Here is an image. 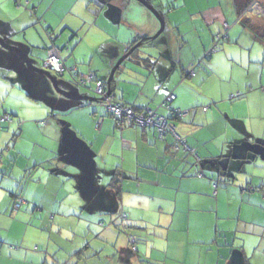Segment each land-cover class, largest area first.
<instances>
[{"label":"crops","instance_id":"obj_1","mask_svg":"<svg viewBox=\"0 0 264 264\" xmlns=\"http://www.w3.org/2000/svg\"><path fill=\"white\" fill-rule=\"evenodd\" d=\"M9 1L12 2V0H0V5H2L3 14L6 18H0V31L2 30L5 34L11 29L10 26H12V35L14 37L17 32L14 30V21L16 20L21 23L20 21L22 20L25 22V17L22 14H18L11 17L10 20H7L6 12L10 13L15 10H13L12 4L8 3ZM256 1L260 9L251 8L252 3ZM155 2L160 3L159 5L163 7V10H169L168 18L165 19L159 13L158 9L156 10L152 7L164 20V29L165 22L171 26L173 32L172 29L170 31L173 38L176 39H174L173 43L166 42L163 45L159 44L160 48L163 49V52L159 50L160 54L150 50L153 55L152 58L149 57L148 59L147 55H145V59L138 60L137 62L154 65L155 62L152 61L156 60V63L164 62V65H167L168 60L164 54L169 53V56H171L169 57L170 60L174 62L173 65H171V68L173 66L174 70L171 73V75H173L171 78L170 74L168 75L167 84L163 86L162 77L152 74L146 75L143 72L141 73L140 70L133 71L131 73L141 78L145 86L142 87L141 90L134 91V98H127L125 95L122 96L121 99L117 95L118 93H116V90H118L120 86V80L115 78L116 83L113 82L112 85L114 90L111 88L112 86L110 87L111 90H113L112 96L115 102L157 109L170 92L176 94L178 91L176 99L173 102V104H175L174 106L172 104V107L190 111L200 107L199 104H201L203 100V98L199 96L201 92L196 94L188 85V88L185 86V79L197 77V73L195 76H190L189 73L191 71L185 73L184 69H182L183 74L180 76L174 65L176 62L181 65L183 56L182 52H178L175 49L190 44V40L186 39L188 37L184 35V32L186 33V29H191V27H185V15L181 13V11L177 13L178 8L183 9L193 25V30L200 32L199 38L201 39V48L198 52L201 53L207 50L208 47L211 48L215 43L217 44V50L222 49L221 56L218 55L215 61H213L214 64L211 65V70L214 73L213 75H217L219 79H221V77L228 72L230 76L232 75L228 78L229 80H232V77L236 78V76H234L235 74L238 75L237 80H239L237 85L225 91L227 82L225 78H222L219 85L221 91L217 94L214 93L213 99L212 96H206L208 100L210 99L213 102L211 108L208 106L209 109L207 111H204V108L202 111L196 110L192 116L189 113L188 116L192 118L191 122H188L186 126L182 124L184 123L182 122L183 120L175 121L179 133L181 134L180 130L184 132V136L181 134L183 140L189 147L195 149L196 155L184 150L176 152L173 148V143L175 141L174 137L167 135L161 138L157 130L153 127L140 128L129 121H126L122 127H118L115 121H113L111 114L108 111H104L100 106H97L93 110L91 116L88 115L87 112V118L90 122V128L88 130H82L84 128L83 125L75 126L72 123L62 124L61 130L57 131V135L60 139L58 143L59 148H53L52 146H47L45 148L33 142L31 145L33 153H36L35 157H27L23 155L22 152L16 153L15 150H11L10 148L9 141L11 134H13L12 138L17 146L25 141L26 137H24V135L28 131V122H25V124L19 122L18 129L20 137L13 132V130L16 129V121L13 120L10 122L11 125L8 126V130L7 127L2 129L0 126V163H5L7 161V157L5 156L9 157V155L13 153L17 154L16 156H12V159H17V161L20 159L26 162L18 169L20 171L24 170L20 176L23 180H26L29 176L32 177L33 175V172L29 173L27 170L31 169L32 171H37L42 165L48 161H52L49 165L52 171L46 173L47 178L43 193L40 196H35L31 193L27 198L30 201L52 199L55 202L60 201L63 206H72V208L87 204L81 192L86 194L89 192L94 197L95 193L104 192L103 187L101 185L90 188L87 186H84V188L80 186L81 191L77 188H67L65 189L67 191L65 197L59 200L60 196L58 193L61 190V182L55 178L65 177L64 172H66V170L62 169L64 166L74 165L79 167V170L83 169L82 167L91 166L93 170H97L96 174L99 176L110 175L106 186L115 192V195L119 199V203H121V210H127L130 213V216L134 219L132 222H135L133 210L137 208H145L160 214L161 230H153L145 235L156 237L155 244L157 240H161L162 244L160 247H163V245L165 247L162 250V256L165 257V261H163L164 264H167V261L171 264H230L232 250L236 247V243L233 241L231 242L229 236L220 234L225 232L219 229L218 224L215 225V220L213 223V219L210 218L213 213L210 214V212L218 207H232L235 202L242 201V196L244 195H248L250 199H261L264 202V181H261V178L258 179L252 176V167L246 169L244 166H238V169L233 170L231 166L234 143L243 141L249 145H253V147L255 145H262L264 147V0H182V3H174L172 6L163 4L159 2V0H155ZM144 3H148L147 0ZM36 12L37 8L33 11L34 15ZM68 15L61 18L59 25L55 27L56 30H53V34L48 33L51 42L55 43L58 38H61L62 41L66 42L67 47H69V36H65L64 33L61 34L62 30L72 33L77 30V26L79 25L76 21L81 22V20H79L80 18L73 19L75 17H72L71 12H68ZM100 18L101 14H99L98 20H100ZM29 19V27L34 26L35 23L33 22L36 21V17L30 16ZM116 20L117 26L120 19L116 18ZM246 20L251 22L252 27L247 26ZM109 21L112 22L113 20L110 19ZM63 24L65 25L62 26ZM225 24L228 25L227 29L225 28ZM138 27L141 28V33H144L141 37L151 38L153 37L152 35L158 31L159 23L156 19L151 17V15H148V24ZM222 34L226 35L224 38L216 41L218 35ZM74 35H77V33H74ZM131 37L134 39L135 34L131 33V36H129L126 41L120 42L121 40H118L117 37L114 39L112 36H109L96 50L98 51L99 49L102 55L106 53L105 61L109 64L110 57L117 59L118 56L120 57L124 52H127L131 44L137 40L134 39L129 41ZM108 38L111 39L108 40ZM151 41L152 39L149 40V42ZM15 43L18 45L20 44V42L16 41ZM21 46L23 47V45ZM237 48H239L238 51ZM168 49H171V51L168 52ZM4 50V47L0 45V55L10 56L14 61L18 60L17 57L15 58V56L9 55V53ZM223 54L229 57L231 63L233 62L229 69L225 67L220 69L219 66H216V63H225V60H223L225 56H223ZM64 60L67 64L65 58ZM147 60L149 62L145 63ZM0 61H4L6 65L3 58H1ZM234 63H236L237 67H234ZM79 64L80 63L75 61L72 64L74 67L69 68H75L80 71ZM199 64L192 68L195 69V72ZM5 65L3 64L2 66ZM13 66L20 68L21 63L17 61ZM40 68H42V66H40ZM97 69L98 72L94 70L84 72L89 73V75L94 76L96 79L105 81L104 77L100 76L103 75V68ZM13 70L15 69L13 68L10 74L13 73ZM109 70L110 68L108 66L107 71ZM81 71L83 72V70ZM154 74H156L155 71ZM173 79H175V81L174 84L171 85ZM2 80L9 85L12 90L18 86L15 80L8 79L7 77H3ZM178 82L181 84L180 86L177 84ZM151 86L153 87L151 88ZM157 86L161 88L159 92L155 95H150L151 90L156 93ZM173 86L174 88L169 91ZM178 86L179 89L175 90ZM190 86L193 87V85ZM162 89L165 90L164 93H161ZM20 91L22 92L21 88ZM196 91H198V89H196ZM29 94L32 95L31 92H29ZM29 94H26L27 97L36 101ZM33 95L36 94L33 93ZM80 95L83 94L80 93ZM203 95L204 93H201V96ZM61 96L62 94L58 93L57 97H53L56 103L49 109L53 117L67 116V114L64 113L82 108L83 105L72 107L71 104L73 102L66 101V99ZM186 96H188V99L185 101L184 98ZM231 99L236 100L230 101ZM227 101L232 104H228ZM96 102H100V98L90 100L89 104H94ZM16 113H13L14 116H17ZM162 114L169 117L168 113ZM43 122L44 121H39L38 123L43 125L45 123ZM92 131L93 134L91 135ZM75 135L80 137H76ZM76 139L87 141L86 143L90 146L88 150V160L85 159V156L82 157V154H84L83 147L80 150H74L73 145L79 142ZM38 149L41 150V153H39ZM78 151L81 152V155H79L80 153ZM249 153L254 155L253 160H257L260 156L259 153ZM61 159L63 162L62 164L60 163ZM92 159L95 162H93ZM209 159H216V161L228 160L227 169L224 170L219 167L220 171L215 168L203 169V171H201L202 168L198 163ZM261 159L263 160V158ZM262 160L259 162L262 163ZM96 161L98 164H96ZM262 165L264 166V161ZM3 166H5V164ZM112 169H114V172H112L113 174H111ZM44 173L39 172L35 175L38 177V182H41ZM0 174H2L0 178L7 175V173ZM200 174L202 175L200 176ZM206 175H209V178L206 177ZM31 177L29 179H31ZM215 181L218 182L217 189L214 188L215 184L213 183H215ZM114 183L116 188L118 187L117 189H120V194H118L115 187L112 186ZM39 186L40 185H38L37 190H39ZM25 188L31 190L30 187ZM23 191H25V189H23ZM210 193H212L213 197L209 195ZM10 195L12 201L15 193H11ZM112 200V197L107 196L104 202L111 203ZM4 201L5 199H1L0 194V204ZM89 202L97 203V198L95 197ZM186 209L190 212H186ZM227 215L230 217L233 214L228 213ZM217 216H220L219 212ZM128 219L127 217V220ZM217 219L219 220V218ZM238 219V221L241 222L243 218L239 217ZM111 222L116 225L114 218L111 219ZM175 222L177 223L175 224ZM239 222L238 224H240ZM64 223L66 224V221H64ZM182 223L187 224L186 230L182 227ZM174 224L175 227L173 228ZM192 225H194L195 233H191ZM109 228L105 229L104 232H99L101 233L98 236L100 238L99 240L102 239L105 243L111 241V233H108ZM223 229L224 231L227 230V228ZM154 232L156 235L153 234ZM169 232L176 233V235L180 237V246L182 250L179 252H173L171 250L173 244L169 247ZM184 233L188 235L186 239L183 238ZM248 233L259 236L260 238L262 237V234H257V232L250 231ZM139 236L141 237V235ZM189 236H192L195 240H191ZM221 240L222 242L220 243ZM245 245L246 243H243L242 247L239 246V248L244 253V257L246 258L245 261H248L251 253ZM114 247V251L119 253V246L116 245ZM84 248V246L80 248L74 246V250H76L75 253L79 254L81 251H85ZM73 253L74 251H70L68 256H71ZM259 257H262L261 253ZM66 259L64 260L65 262L67 261ZM111 260L113 261V259Z\"/></svg>","mask_w":264,"mask_h":264},{"label":"rangeland","instance_id":"obj_2","mask_svg":"<svg viewBox=\"0 0 264 264\" xmlns=\"http://www.w3.org/2000/svg\"><path fill=\"white\" fill-rule=\"evenodd\" d=\"M147 2L154 9H158L159 13L165 19L168 18V9L163 10V7L159 5L160 3H156L155 0H147ZM159 2L172 6L174 3H182V0H159ZM8 3L12 4L13 10H15L10 13L6 12L7 20H10L11 17L18 14H22L25 17V22L21 20V23H19L15 20L14 30L17 32L14 37L12 35L13 27L10 26L11 29H9L7 33L4 34L2 30L0 31V38L8 45L22 49L32 62V65L36 67L42 66L41 64L47 55L46 49L51 43L48 33L53 34V30H56L55 27L59 25L61 18L66 17L68 12H71L72 17H75L73 19L80 18L79 20H81V22L76 21L79 24L76 31L70 33L66 30H62L61 32V34L64 33L65 36H69V47L66 46V42L62 41L61 38H58L55 44L62 50V57L66 59V65L68 67H74L72 64L76 61L80 63V71L78 69L76 70L85 75L89 74L86 73L89 70L97 71V68H103V75L100 76L104 77L106 83L112 75L113 68L126 52L120 55V57L118 56L117 59L110 57V63L108 64L105 61L106 53L102 55L99 49L98 51L96 50L97 47L105 42L109 36H112L114 39L117 37L118 40H121L120 42L126 41L128 37L131 36V33L135 34L134 39L140 38L144 33H141V28L138 26L148 24V15H151V17L156 19L159 23V29L161 28V22L157 15L141 0H12V2L9 1ZM36 8L37 12L34 15L33 11H35ZM179 11H181L186 17H184L186 20L184 26L191 27V29H186V33L184 32V35L188 37L185 38L190 40V44L178 48L179 50L175 49L178 52H182L183 56L181 65H179L178 62L174 65L176 70H178L177 73L181 76L183 74L182 69H184L185 73H188L194 66L200 63L199 66L196 67L197 77L185 79V86L188 85L196 94H199V92L204 93L203 96H201V93L199 94L200 98H203L202 103L199 104L200 107L194 108L190 111L192 116L196 110L202 111L204 107L208 106L211 108L213 102L210 99L208 100L206 96H212L213 99V96L215 95L214 93L217 94L221 91L219 85L222 78H225L227 82L225 85V91L237 85L239 80H237L238 75L236 74L234 75L236 78L232 77L233 79L229 80L228 78L232 75L230 76L228 72L227 74H224L221 79H219L217 75H213L214 73L211 70V65L214 64L213 61H215L216 57L222 53V49L217 50L209 57H206V54L210 49L209 47L207 50L199 53L198 51L201 48V39L199 38L200 32L193 30V25L183 9L178 8L177 13ZM3 13L2 5H0V18L5 16ZM99 14H101L100 20H98ZM30 16L36 17V21L33 22L35 25L32 27H29ZM116 18L120 19L117 26ZM110 19L113 21L110 22ZM64 25L65 24L62 26ZM171 29V26L165 22V29L157 38L152 39L151 42L144 44V46H140L135 53L130 54V56L121 63L120 68L115 71V78L120 80V86L118 87V90H116L119 98L122 99V96L125 95L127 98H134V91L141 90L142 87L145 86L141 78L131 73L133 71L140 70L141 73L143 72L146 75L152 74L162 77V85L165 86L167 84L168 75L170 74L171 78L173 75H171V73L174 71L173 66L171 68V65H173L174 62L170 60L169 57L171 56H169V53L164 54L168 60L167 65H164V62L156 63V60H151L152 62H155L154 65L144 64V62L139 63L137 61L145 59V55H147L148 59L149 57L152 58L153 55L150 50L160 54L159 50L163 52L160 45H163L166 42L173 43L176 38H173L170 31ZM74 33H77V35H74ZM109 39L111 38H108V40ZM134 39L131 37L129 41ZM15 41L20 42V44H16ZM0 45L3 47L1 42ZM21 45H23V47ZM4 49L9 55H13L15 58L17 57V61L18 63H21V67L18 68L13 66L17 61H14L12 57L0 55V59L3 58L6 62L5 65L4 61H0V126L2 129L7 127L8 130V126L11 125L10 122L13 120L16 121V129H14L13 132L20 137L18 129L19 122H22V124H25V122L29 123L28 131L24 135L26 139L22 144L20 143L17 146L12 138L13 134H11L9 141L11 150H15L16 153L22 152V154L27 157H35L36 153H33L31 145L33 142L35 144H40L45 148L47 146L59 148L58 143L60 139L57 135V131L61 130V126H63L62 124L72 123L75 126L83 125L84 128L82 130H88L90 128V122L87 118V112L88 115L91 116L93 110L97 106H100L104 111H107L101 100L100 102L89 104L90 100L70 99L62 95L61 97H64L66 101L73 102L71 104L72 107L83 106L74 111L64 113L67 114V116L53 117L49 109L54 106V103H56V100L53 97H57L59 92L54 87L52 80L46 75L31 69L17 52L5 47ZM238 49L239 48H237V51ZM170 51L171 49H168V52ZM223 56H225L223 58L225 63H216V66H219L220 69L223 67L229 69L233 62H230L227 55L223 54ZM148 62L149 61L147 60L145 63ZM3 64L5 66H2ZM108 66L110 68L109 71H107ZM234 67H237L236 63H234ZM13 68L15 70L10 74V71H12ZM81 70H83V72ZM154 71L156 74H154ZM49 73L58 81V86L61 90H72L73 92H78L79 94L81 93L88 97L100 98L92 91L76 84L72 80L69 70H66L63 75L52 72ZM3 77L15 80L18 86L12 90L10 86L2 80ZM174 81L175 79L172 80L171 85L174 84ZM179 82L177 84L180 86L181 84ZM190 85H193V87ZM174 86L171 87L169 91L172 90ZM179 86L175 90L179 89ZM152 87L153 86H151V88ZM20 88L22 89V92L20 91ZM157 88L156 93L151 90L150 95L157 94L161 89ZM196 89H198V91H196ZM29 92H31L32 95H30ZM164 92L165 90L162 89L161 93ZM27 93L36 101L28 98L26 95ZM33 93L36 95H33ZM176 94H178V91ZM187 99L188 96L184 98L185 101ZM232 100L236 99H231L230 101ZM227 102L230 105L232 104L229 101ZM228 110L230 111L229 108ZM13 113H16L17 116H14ZM158 113L160 115H164L162 113H168V116H170L171 112L167 108H160ZM6 114H10L12 120L10 122H1V117ZM191 118L192 117L188 116L183 119L182 122L184 123L182 124L186 126L188 122H191ZM39 121H44L45 123L40 125L38 123ZM113 121L115 120L113 119ZM180 132L184 136V132L182 130H180ZM92 134L93 131L91 132V135ZM75 136L80 137L77 135ZM76 140L79 142L73 145L74 150L77 151L83 147L84 154H82V157L85 156V159L88 160V150L90 149V146L86 143L87 141ZM239 142L240 143L233 144L232 153L236 157L231 160L233 170L238 169V166H244L246 169L252 167V176L258 179L261 178V181H264V166L262 165L264 161V147L258 145L260 149L259 155L261 157L259 156L257 160H253L254 155L246 150V144H244L246 142ZM38 151L41 153V150L38 149ZM78 152L80 153L78 154L81 155V152ZM16 155L17 154L13 153L12 155H9V157L5 156L7 157V161L5 163H0V173H7L3 178H0L1 199H5V201L0 204V264H164L163 261H165V257L162 256V250L165 247L164 245L163 247H160L162 244L161 240H157L155 244L156 237L145 235L153 230H161L160 214L145 208H137L136 210H133L135 222H132L134 219L130 216V213L127 210L128 213L124 210L129 218L124 221L121 216H119L123 210H121L122 207L120 206L121 203H119L118 197L112 189L106 186L110 175L99 176L96 174L97 170H93L91 166L85 168L82 167L83 169L79 170V167L77 166L67 165L62 167L63 170H66V172H64L65 177L55 178L61 182V190L58 193L60 196L59 200H62L65 197L67 193L65 189L67 188H77L81 191L80 186H83V188L84 186L90 188L101 185L104 192L95 193L94 197L89 192L87 194L81 192V195H84L87 204L73 208L72 206H63L60 201L55 202L52 199L30 201L27 198L29 194L33 193L35 196H40L43 193L47 178L46 173L52 171L49 167L52 161H48L37 171H32L31 169L27 170L29 173L33 172V175L32 177L29 176L31 179L28 178L23 180L20 175L24 170L20 171L18 169L26 162L20 159L19 161H17V159H12V156ZM261 158H263V160ZM260 160H262V163L259 162ZM93 162L95 161L93 160ZM60 163H63L62 159ZM4 164L5 166H3ZM96 164H98L97 161ZM198 165L201 166V171L209 168H215L220 171L216 159L203 160L199 162ZM114 169L111 170V174H113L112 172H114ZM39 172H45L44 176L41 178V182H38V177L35 176ZM1 175L2 174H0V177ZM206 177L209 178V175H206ZM213 184H218V182L215 181ZM38 185H40L39 190H37ZM25 187H30L31 190ZM23 189H25V191H23ZM11 193H15V196H20L24 199V202L21 203L18 210H14L15 196L11 201ZM209 195L213 197L212 193ZM107 196L112 197L113 200L111 203L104 202ZM95 197L97 198V203H90L89 201ZM185 211L190 212L188 209ZM218 212L220 213L219 217L217 216ZM211 213H213L210 217L213 219V223L215 220V225L218 224L219 229L222 230V232H225L220 234L223 236H229L231 242L233 241L236 243V247L232 250L230 262L233 260L235 254L242 258L244 264H264V202L261 199H250L248 195H244L242 196V201L235 202L232 207H218L210 212V214ZM228 213L233 215L229 217V215H227ZM239 217L243 218L241 222L238 221ZM112 218L115 219L116 225L111 222ZM217 218H219V220ZM64 221H66V224ZM238 222L240 224H238ZM176 223L177 222H175V224ZM175 224L173 225V228L175 227ZM182 224L184 229L187 228L186 223ZM191 227V233H195L194 225ZM107 228H109L108 233H111V241L105 243L102 239L99 240L100 238L98 236L101 234L99 233L100 231L104 232ZM223 228H227V230L224 231ZM250 231L257 232V234L260 233L262 234V237L260 238L259 236L249 234L248 232ZM169 233V247L173 244L171 250L173 252H179L182 250L180 246V237H178L176 233ZM153 234L156 235L155 232ZM130 235L134 236L137 240L135 250L129 243ZM139 235H141V237ZM187 236V233H184L183 238L186 239ZM189 238L195 240L192 236H189ZM221 242L222 240L220 243ZM243 243H246L245 247L247 246L251 253L248 261H245L246 258L244 257V253L239 248V246L242 247ZM116 245L119 246V253L114 251V246ZM74 246L76 248L83 246L87 248H84L85 251L76 254ZM70 251H74V253L71 256H68ZM260 253L262 254V259L259 257ZM65 259L67 260L66 262L64 261ZM111 259H113V261ZM167 264L171 263L167 261Z\"/></svg>","mask_w":264,"mask_h":264},{"label":"built area","instance_id":"obj_3","mask_svg":"<svg viewBox=\"0 0 264 264\" xmlns=\"http://www.w3.org/2000/svg\"><path fill=\"white\" fill-rule=\"evenodd\" d=\"M251 8L260 9V6L256 1L252 3ZM225 25V28L227 29L228 25ZM225 35L226 34L218 35L216 41H219L220 39L224 38ZM216 51L217 44L215 43V45L208 50L207 56L212 55ZM61 52L62 50L55 43H52L47 50V55L43 60L42 68L46 71L60 75H63L66 70H69V74L71 75L72 80L76 84L81 87L92 90L93 93L100 97V100L103 102L104 107L111 114L118 127H122L126 121L134 123L140 128L153 127L157 130L161 138H164L167 135H171L174 137L175 141L173 143V148L176 152H178L179 150H184L186 152H190L193 155H196L195 149L189 147L185 143L175 124L176 120H183L184 118L188 117L190 110L177 109L172 107V103L176 99V94L174 92H170L166 96L162 104L157 107V109H151L150 107H146L145 109L136 111L132 105L115 102L113 96H108V87L105 81L96 79L94 76L89 74L85 75L83 73H80L75 68H69L66 65L64 58L62 57ZM189 75L195 76V69H192ZM160 108L169 109V111L171 112L170 116L166 117L164 115H160L158 113V110ZM208 109L209 107H204V111H207ZM8 119H10V115L6 114L2 116V120ZM201 175L202 174H200V176ZM214 186L217 189V184H215ZM14 199V210H18L20 208L21 203L24 202V199L20 196H15ZM119 216H121L124 221H126L128 217V215L124 211H121ZM129 243L135 250L136 238L134 236H129Z\"/></svg>","mask_w":264,"mask_h":264},{"label":"water","instance_id":"obj_4","mask_svg":"<svg viewBox=\"0 0 264 264\" xmlns=\"http://www.w3.org/2000/svg\"><path fill=\"white\" fill-rule=\"evenodd\" d=\"M146 5H148V7L151 9V10H153L154 11V9L151 7V6H149V4H147L146 3ZM155 12V14L159 17V19H160V21H161V28H160V30H159V32L158 33H156L153 37H151V39H154V38H157L159 35H160V33L164 30V20L160 17V15H159V13H157L156 11H154ZM0 42H1V44H2V46L3 47H5V48H8V49H10V50H12V51H15V52H17L19 55H20V57L29 65V67L31 68V69H33V70H35V71H37V72H39V73H42V74H44V75H46L47 77H49L51 80H52V82H53V85H54V87L56 88V90L60 93V94H62V95H64L65 97H67V98H70V99H87V100H92V99H94V98H92V97H88V96H82V95H80L79 93H77V92H73V91H65V90H61L60 89V87L58 86V81L48 72V71H46V70H44L43 68H40V67H36V66H34V65H32V62L30 61V59L28 58V56L26 55V53L22 50V49H20V48H18V47H16V46H11V45H8L7 43H5L1 38H0ZM140 46H144V44L143 45H141L140 43H136L134 46H132L131 48H129L128 49V51L120 58V60L118 61V63L116 64V66H115V68H114V70H113V72H112V75H111V77L108 79V81H107V87H108V89H107V95L108 96H112V94H113V90H111V82H115L116 83V79H115V71L120 67V65H121V63L128 57V56H130V54H133V53H135L137 50H138V48L140 47ZM244 144H246V150L248 151V152H253V153H259L260 152V149H259V147H258V145H255L254 147H253V145H249L248 143H244ZM233 158H236L235 156H234V154L232 155V159ZM264 158V157H263ZM229 163V161L227 160V161H225V160H222V161H218V165H219V167H221L222 169H227V165H228V163ZM232 257V256H231ZM230 264H244L243 263V261H242V258L241 257H239V256H237V255H235L234 254V256H233V260L230 262Z\"/></svg>","mask_w":264,"mask_h":264},{"label":"trees","instance_id":"obj_5","mask_svg":"<svg viewBox=\"0 0 264 264\" xmlns=\"http://www.w3.org/2000/svg\"><path fill=\"white\" fill-rule=\"evenodd\" d=\"M143 2H145L146 0H142ZM246 24H247V26L249 27H252V24H251V22H249V20H246ZM151 38H143V37H141V38H138L137 40H135L132 44H131V46H130V48L132 47V46H134L136 43H140L141 45H143V44H146V43H148L149 42V40H150ZM53 42H51L50 43V45H49V47L51 46V44H52ZM48 47V48H49ZM48 48H47V50H48ZM46 54H47V51H46ZM207 57H209V56H207ZM113 85V82H111V86ZM112 89H113V86L111 87ZM114 90V89H113ZM133 107H134V109L136 110V111H140V110H142V109H145V107H138V106H135V105H132ZM8 115H10V114H8ZM187 118V117H186ZM185 119V118H184ZM12 120V118H11V115H10V119H8V120H2V117H1V121L2 122H7V121H11ZM117 180V179H116ZM114 182V181H113ZM112 186H114L115 187V190H116V192L118 193V194H120V189H117L116 188V186H115V183H114V185H112ZM130 236H132V235H130ZM136 243H137V240H136ZM85 248H87V247H85ZM81 252H83V251H81Z\"/></svg>","mask_w":264,"mask_h":264}]
</instances>
